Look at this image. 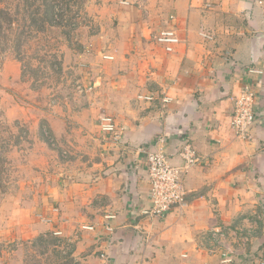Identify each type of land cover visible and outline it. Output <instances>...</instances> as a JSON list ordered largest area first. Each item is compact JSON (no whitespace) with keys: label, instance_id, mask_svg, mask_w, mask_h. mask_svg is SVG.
Returning <instances> with one entry per match:
<instances>
[{"label":"rangeland","instance_id":"rangeland-1","mask_svg":"<svg viewBox=\"0 0 264 264\" xmlns=\"http://www.w3.org/2000/svg\"><path fill=\"white\" fill-rule=\"evenodd\" d=\"M146 2L0 0V264L103 258L89 206L105 213L106 188L123 201L128 178L98 118L138 123L168 74L196 67L155 51ZM221 203L225 221L198 232L202 246L230 264H264V190L233 188Z\"/></svg>","mask_w":264,"mask_h":264},{"label":"crops","instance_id":"crops-1","mask_svg":"<svg viewBox=\"0 0 264 264\" xmlns=\"http://www.w3.org/2000/svg\"><path fill=\"white\" fill-rule=\"evenodd\" d=\"M117 1L128 6L131 0ZM146 8L153 20V40L168 28L180 40L171 53L154 42L155 51L173 55L176 63L196 67L168 74L172 77L161 96L145 98L158 101L159 108L143 109L138 123L118 126L109 114L99 116L98 135L102 116L112 118L116 126L119 139L114 143L120 141V146L113 159L120 161L117 167L127 176L129 189L119 201L112 197L115 192L106 188L103 215H99L98 204L89 206L98 215L89 231L101 235L99 246L104 250L103 258L91 262L230 264L203 247L198 232L223 224L221 197L226 192L247 187L264 190V0H147ZM199 31L205 40L200 39ZM192 47L197 51L194 57ZM249 68L259 74L248 73ZM245 84L256 96L255 122L244 137H237L230 128V116ZM185 146L198 159L183 181L186 207L173 208L162 218L142 214L149 207L146 152L160 150L169 163L181 165ZM110 178L112 175L107 180ZM212 207H216V215ZM107 216L114 218L107 220ZM106 226L111 230H105ZM90 257L86 256L89 263Z\"/></svg>","mask_w":264,"mask_h":264},{"label":"built area","instance_id":"built-area-1","mask_svg":"<svg viewBox=\"0 0 264 264\" xmlns=\"http://www.w3.org/2000/svg\"><path fill=\"white\" fill-rule=\"evenodd\" d=\"M179 38L172 29H162L155 36L154 42L160 46L164 52L171 53L179 43ZM248 73L259 74L254 68H249ZM255 93L248 84H245L238 94L230 116V128L237 137H244L249 127L255 122ZM99 133L103 137L119 139L116 134V126L112 118L102 116L98 122ZM180 157L181 165L169 163L166 154L160 150H148L146 152V183L147 199L149 207L142 214L154 218H162L171 209H181L185 203L184 178L197 163L193 151L185 146ZM114 216H107L110 220ZM111 227L106 226L105 230L110 231Z\"/></svg>","mask_w":264,"mask_h":264}]
</instances>
